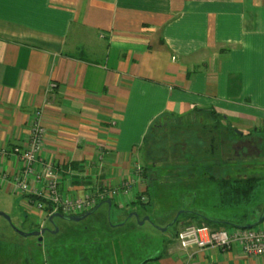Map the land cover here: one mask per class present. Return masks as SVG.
I'll return each instance as SVG.
<instances>
[{
    "label": "crops",
    "instance_id": "obj_1",
    "mask_svg": "<svg viewBox=\"0 0 264 264\" xmlns=\"http://www.w3.org/2000/svg\"><path fill=\"white\" fill-rule=\"evenodd\" d=\"M36 115L47 128L42 155L61 167L72 195L88 182L119 187L134 176L146 137L163 120L173 127L208 119L217 144L246 135L260 155L264 0H0V147L26 145ZM19 166L0 157V170ZM69 166L82 172L70 177ZM146 183L140 176L135 192L149 199ZM183 225L160 250L87 262L264 264V255L236 245L183 248Z\"/></svg>",
    "mask_w": 264,
    "mask_h": 264
},
{
    "label": "rangeland",
    "instance_id": "obj_2",
    "mask_svg": "<svg viewBox=\"0 0 264 264\" xmlns=\"http://www.w3.org/2000/svg\"><path fill=\"white\" fill-rule=\"evenodd\" d=\"M197 120L200 122L196 124L184 120L178 123L179 127L174 125L171 136L166 133L167 128H162L154 136L150 134L146 150L144 146L142 149L145 155L141 151L140 156L141 164L148 161L157 165L155 171H148L151 176L146 179L147 202L135 200L119 204L116 198L111 206L102 202L83 219L55 216L51 221L49 217L32 215L21 193L0 185V264H88L93 263L96 256L100 260L106 256L112 261H126L129 257L143 255L146 250L156 247L160 250L165 243L173 241L177 230L187 221L198 224L204 217L236 225L256 221L264 209V151L260 155L240 154L233 159L232 142L225 139L223 144L213 143L218 138L217 130L212 129L208 119ZM235 130L240 132L237 128ZM238 133L229 136L237 139L241 137ZM223 135L227 137L228 132ZM169 142L170 151L167 150ZM157 144L164 148L160 145L158 154L156 150L150 153L151 146L157 148ZM220 157L226 162L224 168L222 165V169L215 167L212 170L217 176L229 173L261 177L251 200L241 205L224 203L220 181L205 176V166L201 164L203 159L219 162ZM191 161L189 165L187 162ZM140 166L139 163L133 166L134 176ZM88 183L102 185L96 180ZM183 211L198 212L201 216L191 218ZM178 214H181L179 221L170 225ZM208 223L213 225V222ZM226 227L231 230L233 225ZM43 228L46 230L41 235L19 232Z\"/></svg>",
    "mask_w": 264,
    "mask_h": 264
},
{
    "label": "built area",
    "instance_id": "obj_3",
    "mask_svg": "<svg viewBox=\"0 0 264 264\" xmlns=\"http://www.w3.org/2000/svg\"><path fill=\"white\" fill-rule=\"evenodd\" d=\"M46 136L47 128L36 115L26 145L0 147L1 158L10 156L20 164L19 170L13 174L0 170V185L11 184L14 191L24 196L26 206L37 208L47 216L57 211L72 215L90 210L105 199L117 198L119 203H123L125 196H136L135 188L140 182V168L136 169L135 176L123 179L119 187L89 183L84 185L82 194L72 195L61 186V167L42 155ZM65 171L70 177H78L82 172L71 166ZM138 198L142 201L148 199L147 195L142 193H139ZM178 241L183 248L220 247L230 250L236 245L245 254L264 255V219L255 226L237 227L233 230L226 227L212 228L207 224H187L179 230Z\"/></svg>",
    "mask_w": 264,
    "mask_h": 264
},
{
    "label": "trees",
    "instance_id": "obj_4",
    "mask_svg": "<svg viewBox=\"0 0 264 264\" xmlns=\"http://www.w3.org/2000/svg\"><path fill=\"white\" fill-rule=\"evenodd\" d=\"M163 128L165 129L167 127H163ZM161 129H162V126L159 127V125H155L154 127H152L150 132H149V134H148V136L146 137V143H148V138H149L151 133L153 134L152 136H154ZM167 132H168V136H171V132H172L171 129L167 130L166 133ZM213 143H215V141H213ZM161 144H157L158 145L157 148L155 147V145H152L151 148H150V153H152L154 150H156V154H158ZM167 145H168L167 150L170 151L171 150L170 142ZM213 146L215 148H217V146L215 144H213ZM161 148H164V147H162V145H161ZM147 151H149V149ZM200 158H203V157H200ZM170 162H171V160H170ZM170 162H166L165 164H169ZM187 163L189 165H191L192 161L190 163L189 162H187ZM216 163H218V162L211 161L209 159H207V160L203 159L201 161V164L203 166H205L204 175L205 176L209 175L211 180L218 179L220 181L219 182V187L221 188V190H223V192H222V200L224 201V203H230L231 202L234 205H239V204L241 205L242 203L244 204V203L248 202L249 200H251V197H252V195H253V193L255 191V188L259 184V182L261 180V177L257 176V175H243V174L238 175V176H234V175H231L229 173H225L223 176H217L212 171L213 169H215V164ZM71 167H74V168L78 169L77 166H71ZM156 167H157V165L155 166V163L151 164L150 162L147 161L146 164L143 165L142 170H141L142 177H144V178L150 177L151 175H148V171L152 170V172H153V171H155ZM223 168H224V166H223ZM226 175H227V177H226ZM101 202H104V201H101ZM47 208L48 207H46V209ZM184 214L188 215L191 218L194 217L193 215L201 216V214H199L198 212H192V211H184ZM180 216H181V214H179V216H178L177 220L175 221V223L179 221ZM203 219L207 220V222H206L207 224H209L208 222H213V225H216L215 228L226 227L227 225H234L232 222L214 221V220H212L210 218H206V217H204ZM184 224L187 225V224H194V223H192L190 221H187ZM198 225H200L199 222H198Z\"/></svg>",
    "mask_w": 264,
    "mask_h": 264
},
{
    "label": "water",
    "instance_id": "obj_5",
    "mask_svg": "<svg viewBox=\"0 0 264 264\" xmlns=\"http://www.w3.org/2000/svg\"><path fill=\"white\" fill-rule=\"evenodd\" d=\"M107 203H109V205L111 206V204H112V201L109 199V200H107ZM101 204H99L98 206H96V207H94L93 209H91V210H89V211H86V212H84V213H81V214H77V215H70V216H65L64 214H62V213H60V212H55V213H53V214H51L50 216H49V219L51 220V221H53L54 220V217L55 216H64V217H67L68 219H72V220H80V219H83V218H85V217H87L88 215H90L92 212H94L99 206H100ZM184 212V211H183ZM1 214V213H0ZM179 215V214H178ZM178 215H177V217L174 219V221H172L171 223H170V225H172L173 223H175V221L177 220V218H178ZM7 218H8V220H10L11 221V218L7 215ZM264 219V209H263V211L261 212V214H260V216H259V218L254 222V223H249V224H241V225H236V226H238V227H240V228H247V227H252V226H254V225H257V224H259L262 220ZM146 220V219H145ZM144 221V220H143ZM169 225V226H170ZM166 228H164V230H165ZM46 229L45 228H43V229H41L40 231H32V232H23V231H19L21 234H23V235H41V233H43L44 231H45ZM40 239H42L41 237H40Z\"/></svg>",
    "mask_w": 264,
    "mask_h": 264
},
{
    "label": "flooded vegetation",
    "instance_id": "obj_6",
    "mask_svg": "<svg viewBox=\"0 0 264 264\" xmlns=\"http://www.w3.org/2000/svg\"><path fill=\"white\" fill-rule=\"evenodd\" d=\"M159 125L160 126H166L167 128H168V130H170L171 129V127H170V123L167 121V120H163V121H161L160 123H159ZM232 144H233V148H234V155L235 156H233V159H236V158H238L239 156L238 155H240V154H242L243 156H247L248 154H257L256 153V149H255V147H253L252 145H251V140L249 139V138H247V137H245L244 139H239V140H234L233 142H232ZM240 149V150H239ZM173 158L171 157V160H172ZM174 160H176V158L174 159ZM233 161H236V160H233ZM162 164V163H161ZM147 179V178H146Z\"/></svg>",
    "mask_w": 264,
    "mask_h": 264
},
{
    "label": "bare ground",
    "instance_id": "obj_7",
    "mask_svg": "<svg viewBox=\"0 0 264 264\" xmlns=\"http://www.w3.org/2000/svg\"><path fill=\"white\" fill-rule=\"evenodd\" d=\"M142 167H143L142 165L139 167V168H140V174H141ZM140 176L142 177V175H140ZM135 191H136V190H135ZM139 193L145 194V192L138 190L137 192H135V194H136V196H135V197H136L135 200H136V201L139 200V201H141V202H147L148 199H147V201H142V200H140V199L138 198ZM145 195H146V194H145ZM147 197H148V196H147ZM109 199H110L112 202L114 201V199H111V198H109ZM109 199H105V200H102V201L107 202V200H109ZM135 200H134L133 202H135ZM101 203H102V202L100 201V203L98 202L97 204L99 205V204H101ZM97 204H96L94 207L98 206ZM94 207H93V208H94ZM93 208H92V209H93ZM90 210H91V209H90ZM87 211H89V210H87ZM57 212H60V213L64 214V213L61 212V211H57ZM85 212H86V211H85ZM54 213H55V212H54ZM83 213H84V212H83ZM52 214H53V213H52ZM80 214H81V213H80ZM50 215H51V214H50ZM50 215H49V216H50ZM68 215H69V214H68ZM72 215H77V214H72ZM49 216L46 215L45 217L48 218ZM262 221H263V220H262ZM262 221H261V222H262ZM261 222H260V223H261ZM41 226H42V225H41ZM254 226H255V225H254ZM182 228H183V227H182Z\"/></svg>",
    "mask_w": 264,
    "mask_h": 264
}]
</instances>
